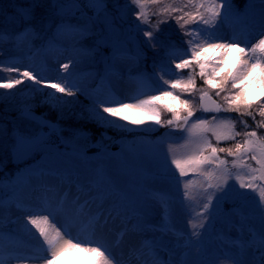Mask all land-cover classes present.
Returning a JSON list of instances; mask_svg holds the SVG:
<instances>
[{
    "label": "rangeland",
    "instance_id": "obj_1",
    "mask_svg": "<svg viewBox=\"0 0 264 264\" xmlns=\"http://www.w3.org/2000/svg\"><path fill=\"white\" fill-rule=\"evenodd\" d=\"M103 1L107 3V15H119L118 8L124 9L127 3L131 11H128L126 21L139 24L133 14L136 6L131 5L130 1ZM33 3L34 0H0V31L14 37L30 24L42 37L34 40L31 46L24 44L18 47L12 39L0 42V77L3 78L0 82L21 78L18 72L2 70L3 67L14 64L20 72L32 70L34 74L52 82L67 77L69 83L76 85V88L75 95L68 96L45 84L37 85L23 78V82L12 89H0V200L4 202L0 209V260L4 264H43V258L47 256L46 246L35 228L27 223L26 217L46 214L43 211L46 203L54 205L59 198L67 195L69 200L78 197L79 203L85 205L84 215L74 219L71 225L66 223L64 216H56L55 225L67 228L72 237L99 241L118 264L129 261L134 240L137 249L154 242L158 246V259L161 264H229L228 257L242 259L243 264H259L261 253L258 241L262 229L256 211L259 203L257 193L240 189L236 180L230 179L228 183L233 187L229 189V195L219 201L220 207L214 213L213 223L208 225L206 231L201 230L203 235L198 243L193 238V245L185 247V241L191 237L193 231L188 221H199L197 214L201 211L207 195L202 177L190 173L189 176L181 178L170 162L169 145H173L177 156L191 151L192 145L187 143L188 133L181 131L179 135H175L174 129L147 119L140 125H133L130 120L112 117L108 113H102L100 109L103 116L116 120L117 125H127L126 128H121L108 124L95 115L99 107L97 100L111 96L129 102L126 98L135 95L141 87L138 83L141 74L154 76L153 61L159 62L165 56L166 49H153L147 38L143 37L142 31L137 33L133 29L129 32V24L124 23L120 30L130 38L122 35L117 46L127 49V52L124 58L113 61V44L116 42L105 39L108 32L103 23V15L99 18L89 17L80 8L79 14L75 9L69 11L65 21L71 24L92 21V32L84 39L81 47L93 50V54H73L66 38L60 39L55 46L49 48L48 42L56 32L60 17L56 15L57 9L53 7V0H41L44 6L33 8V18L26 22L20 13ZM232 6L238 16L229 15L218 25L217 32L226 39L238 37L247 40L250 47L262 32L258 0H232ZM149 10L154 11V7L149 6ZM159 19L162 17L151 16L152 24L140 27L153 30ZM160 29L162 31L158 35L161 38H170L168 43L175 44L177 49L187 48L183 43L186 37L182 35L175 20L169 19L167 24H160ZM137 50L143 53L139 62L129 58L135 56ZM227 55L232 57L227 64L231 68L235 63V56L231 52ZM70 57L76 63L66 73L60 68V64L67 63ZM106 63L113 64L114 67L102 79L105 77ZM183 75H187V70ZM197 85L203 86L199 78ZM211 94L214 100L223 103L220 97L215 96L214 91ZM251 95H259L258 88L254 87ZM184 98L192 99L190 96ZM194 103L198 107V92L195 94ZM27 110L34 111L54 123L61 136V143L56 147L41 145L27 159L14 163L11 150L15 146L16 137L31 138L42 129L40 125L23 116V111ZM124 112L128 113V110L125 109ZM128 114L131 119L132 114ZM213 115L221 118L230 116L236 121L244 119L249 125L248 130L256 129L251 118L240 117L234 112L206 114L198 110L193 119H211ZM170 118L171 113L162 115L164 120ZM256 120H261V117L256 115ZM242 129L243 126L237 122L236 130ZM257 130L264 135V128ZM208 135L215 143L211 134ZM242 139L243 137H237V140ZM117 140L119 147L112 150L111 147ZM233 144V141H222L220 146L230 147ZM92 147L98 150L91 152ZM87 151L91 152L90 155ZM220 155L229 162L233 159L223 153ZM251 163L255 166L254 162ZM229 167L231 168L230 163ZM231 170L236 171L234 168ZM41 173L44 174L43 178L37 179ZM27 177L32 179L28 181ZM189 179L194 184L188 190L189 198L185 199L183 184ZM52 180L55 181V186L51 188L52 194L41 192L44 196L35 197L37 190L43 189L40 188L41 185L51 183ZM24 190L29 192V200L34 199L35 208H30L29 200L24 199ZM213 191L208 189L209 193ZM236 192H246V195L239 197ZM219 195L220 192L216 191L214 202ZM160 201H166L167 205ZM118 204L127 206L128 215H117L113 212L106 226L97 229L94 236L91 235L86 227L89 218L102 214L103 222V216ZM142 206L146 208V215L144 221L140 222L136 219L138 213L132 210ZM165 206L170 208L169 213H165ZM238 208H242L249 217L242 230H239V217L233 215ZM211 210L210 208L209 211ZM165 224L174 226L178 235L163 230L162 226ZM252 241L256 242L254 246L248 247L241 257L239 245ZM143 251L147 256V248ZM21 257L32 259L25 261ZM62 264L85 262L75 256H64ZM131 264H137V261L132 259Z\"/></svg>",
    "mask_w": 264,
    "mask_h": 264
},
{
    "label": "snow or ice",
    "instance_id": "obj_2",
    "mask_svg": "<svg viewBox=\"0 0 264 264\" xmlns=\"http://www.w3.org/2000/svg\"><path fill=\"white\" fill-rule=\"evenodd\" d=\"M161 3L162 0H130V4L136 6V11L133 14L139 24H135L125 19L128 11H131L127 3L124 9L118 8L119 15H107L103 0H89L88 6L97 11L98 18L103 15V23L108 32L105 39L116 42L113 44L111 57L113 61L124 58L127 52V49L117 46L122 35L130 38L127 33H122L120 30L124 23L129 24V32L133 29L137 33L142 31L143 37L147 38V42L153 49L157 47L166 49L165 56L159 62L153 61L154 76L148 77L146 74H141L138 79L141 87L135 95L126 98L129 102L117 100L111 96L104 100H97L96 103L99 107L96 109L95 115L111 125H117V121L109 120L102 113H108L112 117H119L125 121L130 120L133 125H140L147 119L158 125H167L171 129L188 133L187 143L192 145L191 151L177 156L173 145H169L170 162L181 178L189 176L190 173L202 177V183L206 185L204 191L207 195L201 211L197 214L200 217L199 221H188L189 227L193 231L191 237L185 241V247L193 245V238L198 243L203 235L201 230L206 231L208 225L213 223L214 213L220 207L219 201L228 196L229 189L233 187L228 183L230 179H235L240 189L257 193L259 203L256 211L262 229L258 241L261 253L259 264H264V135H261L257 130L264 128V0H258L260 5L259 25L262 32L250 47L247 40H241L238 37L226 39L217 32L218 25L229 15L238 16L233 11L232 0H172V3L157 7L156 11L149 10V6H159ZM43 6L41 0H34L33 5L23 9L20 15L26 22L31 21L33 18L32 9ZM53 7L57 9L56 15L60 17V23L56 25V32L49 40L48 47L51 48L57 41L66 38L71 45L73 54L83 53L91 56L93 50H86L81 45L92 32V21L89 20L83 24H71L65 21L69 11L73 9L79 11V0H63V2L53 0ZM151 16L162 17V19L157 20L153 30L142 29L140 25L152 24ZM169 19L175 20L182 35L186 37L183 40V43L187 45L186 49H177L175 44L167 42L170 38H161L158 35L162 31L160 24H167ZM193 25L195 27H192ZM41 38L30 24L14 37H9L0 31V42L12 39L18 47L24 44L31 46L34 40ZM65 50L67 51V49ZM229 52L235 56V63L231 68L227 67L228 61L232 59L227 55ZM129 58L139 62L143 58V53L137 50L135 56ZM75 63L76 60L70 57L67 63L60 64V68L68 73L70 66L75 67ZM113 67V64L106 63L105 77L102 79L111 73ZM2 70L10 73L18 72L21 78L0 82V89H12L14 86L20 85L23 78H27L34 84H45L55 89L56 92L68 96L75 95L76 85L69 83L67 77L52 82L34 74L32 70L26 69L20 72V69L14 64H9ZM185 70H187L186 76L183 75ZM197 78L203 82L202 87H198ZM2 79L0 77V80ZM254 87L258 88L259 95H251ZM213 91L223 103L212 98ZM197 92L199 93L198 107L194 103ZM189 96L192 99L184 98ZM100 109H102V113ZM125 109L132 114L131 119L130 115L124 112ZM254 109H258V111H254ZM198 110L213 113L234 112L240 117L251 118L256 124V129L248 130L247 120L236 121L230 116L221 118L213 115L211 119L201 117L193 119ZM164 113H171V118L162 119ZM256 115H259L261 120L257 121ZM237 122L243 126L240 131L236 130ZM117 126L127 127V125ZM209 133L215 139V143L209 138ZM237 137H243V139L237 140ZM222 141H233L234 144L230 147H221ZM40 143L38 138L29 140L20 137L17 141L20 146L27 144L39 147ZM222 153L233 159L229 162L227 158L221 157ZM251 162H254L255 166ZM165 166H167V161ZM233 168L236 169L235 172L231 170ZM43 175L41 173L37 179H42ZM26 179L30 181L32 177ZM193 184L194 181L191 179L184 182L185 199L189 198L188 190ZM41 187L45 192L51 190L46 185H41ZM208 189L214 191L209 193ZM216 191L220 192V195L216 196L214 202L213 196ZM236 195L244 197L246 192H236ZM160 202L167 205L166 201ZM3 203V200H0V209L3 208ZM84 207L85 205L79 203L78 197L69 200L65 195L59 198L54 205L46 203L43 209L46 214H34L26 217L27 223L35 228L43 245L46 246L47 256L43 258V264H62L64 256H75L85 264H118L114 261L109 250L99 241L72 237L67 228L55 225L56 216H64L66 223L71 225L74 219L84 215ZM210 208L211 211H209ZM132 211L138 213L136 216L138 221H144L145 207L135 208ZM164 211L169 213L170 208L165 206ZM113 212L117 215L127 216L128 208L124 204L114 206L106 216H103V222H101L102 214L90 217L86 225L90 234L94 236L97 229L105 227ZM233 215L239 217V230H242L249 217L244 214L242 208H238ZM162 229L173 235H178L172 225L165 224ZM255 235L253 232V237ZM255 243V241L247 244L241 243L239 245L241 257L247 248L253 247ZM144 248H147V256L143 251ZM21 259L27 261L32 257H21ZM132 259H135L137 264H161L158 259V246L154 242L142 245L141 249H133L126 264H131ZM227 259L229 264H243L242 259L233 257ZM0 264H4V261L0 260Z\"/></svg>",
    "mask_w": 264,
    "mask_h": 264
},
{
    "label": "water",
    "instance_id": "obj_3",
    "mask_svg": "<svg viewBox=\"0 0 264 264\" xmlns=\"http://www.w3.org/2000/svg\"><path fill=\"white\" fill-rule=\"evenodd\" d=\"M89 0H79V8L81 11H83V13L89 17H97V11L94 10L93 8L88 6ZM104 7L106 9L107 7V3L103 1ZM79 11H76L77 14L80 13ZM206 114H214L213 112H204ZM23 116L30 119L32 122L38 123L40 126L42 127H47V131H40L37 135H35L34 137L31 138H25V139H33V138H38L39 141L41 142L39 144V147L41 145H52V146H58L61 143V136L59 134L58 128L57 126L50 122L45 120L41 115H39L38 113L31 111V110H27V111H23ZM174 132L179 134L181 131L180 130H176L174 129ZM21 136H17L16 137V143L14 148L11 150V156H12V160L14 163H18V162H22L25 159H27L33 152L34 150H36L39 147H34L31 145H23L20 146L17 144L18 139ZM96 147V146H95ZM95 147L91 148V152H95L98 149ZM119 147V141H115L114 145H112L111 149H118ZM88 152L87 153H91ZM1 169V167H0Z\"/></svg>",
    "mask_w": 264,
    "mask_h": 264
},
{
    "label": "bare ground",
    "instance_id": "obj_4",
    "mask_svg": "<svg viewBox=\"0 0 264 264\" xmlns=\"http://www.w3.org/2000/svg\"><path fill=\"white\" fill-rule=\"evenodd\" d=\"M144 122H146V119L144 120ZM144 122H143V123H144ZM53 181H54V180H52L51 183H48V182H47L48 184H47V183H46V184L43 183V185H46L47 188L51 189V188H53V187L55 186V183H54L55 181H54V182H53ZM40 188H42V187H40ZM37 192H38V193H37ZM37 192L35 193V197L44 196V195H42V193L45 192L43 189H42V190L38 189ZM41 192H42V193H41ZM47 192H49L50 194H52V189H51L50 191H47ZM24 193H25V195H23V196H24V199H25V200H29V199H28V197H29V194H28V193H29V192H26V190H24ZM33 196H34V195H33ZM40 199H41V198H40ZM44 199H45V198H44ZM29 202H30V203H29L28 205H29L30 208H35V207H36V205L34 204V199H33V198H31V199L29 200ZM81 219H82V218H81ZM79 221H80V218H79ZM125 240H126V239H125ZM132 242H133V243H132V250H133V249H137V248H136V244H134L135 240L132 241Z\"/></svg>",
    "mask_w": 264,
    "mask_h": 264
},
{
    "label": "trees",
    "instance_id": "obj_5",
    "mask_svg": "<svg viewBox=\"0 0 264 264\" xmlns=\"http://www.w3.org/2000/svg\"><path fill=\"white\" fill-rule=\"evenodd\" d=\"M128 1H130V0H128ZM169 3H172V0H162V3L160 5L165 6V5L169 4ZM160 5L159 6H152V7H154V11L157 10V7H163V6H160Z\"/></svg>",
    "mask_w": 264,
    "mask_h": 264
}]
</instances>
